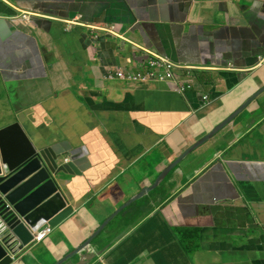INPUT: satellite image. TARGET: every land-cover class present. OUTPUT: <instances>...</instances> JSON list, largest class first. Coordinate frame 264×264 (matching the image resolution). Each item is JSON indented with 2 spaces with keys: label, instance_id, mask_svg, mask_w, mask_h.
<instances>
[{
  "label": "crops",
  "instance_id": "crops-1",
  "mask_svg": "<svg viewBox=\"0 0 264 264\" xmlns=\"http://www.w3.org/2000/svg\"><path fill=\"white\" fill-rule=\"evenodd\" d=\"M75 18L119 37L62 22ZM136 46L192 68L177 80L192 87L108 79L148 70ZM263 87L264 0H0V129L19 122L35 143L83 146L90 164L61 181L73 213L42 225L52 231L13 264H255L264 92L185 158L169 195L149 192L78 249Z\"/></svg>",
  "mask_w": 264,
  "mask_h": 264
},
{
  "label": "water",
  "instance_id": "water-1",
  "mask_svg": "<svg viewBox=\"0 0 264 264\" xmlns=\"http://www.w3.org/2000/svg\"><path fill=\"white\" fill-rule=\"evenodd\" d=\"M263 91L264 87L226 122L185 150L160 174L153 186L142 189L140 194L121 206L78 250L90 245L123 210L156 190L191 151L208 141ZM88 154L86 148H74L69 141L46 145L35 143L19 122L0 129V264H13L24 248L33 243V235L42 225L56 227L73 213L72 206L62 194L61 181L64 176L80 175L89 168ZM65 158L69 160L65 161ZM219 165L222 163L215 168L221 169Z\"/></svg>",
  "mask_w": 264,
  "mask_h": 264
},
{
  "label": "built area",
  "instance_id": "built-area-1",
  "mask_svg": "<svg viewBox=\"0 0 264 264\" xmlns=\"http://www.w3.org/2000/svg\"><path fill=\"white\" fill-rule=\"evenodd\" d=\"M23 20L29 19V14L25 12H21L18 15ZM64 24L67 26L71 25H77L81 27H88L94 32H102L106 33L112 36H116V26H87L83 24L78 18L72 19V20H64ZM144 55L147 56L146 62L148 65V70L144 73H138L136 75H128L124 73L122 70H118L116 74H109L108 79H118L122 82H125L128 85L136 84L143 85V84H149L153 82H161V83H167L169 87L175 91L178 94H183L186 89L190 88V85L187 83L183 85H177V80L180 78V75L182 74L181 70L184 71H190L192 68L185 67L179 64H176L171 59L165 56H161L156 52H152L148 49H146L143 46H136ZM190 74V72H189ZM206 97H203V100H205ZM51 228H45L42 230L38 235L35 237L37 241H42L45 236L51 232Z\"/></svg>",
  "mask_w": 264,
  "mask_h": 264
},
{
  "label": "clouds",
  "instance_id": "clouds-1",
  "mask_svg": "<svg viewBox=\"0 0 264 264\" xmlns=\"http://www.w3.org/2000/svg\"><path fill=\"white\" fill-rule=\"evenodd\" d=\"M19 13H21V12H19ZM19 13H18V15H19ZM63 21H64V20H62V22H63ZM63 23H64V22H63ZM95 38H96V37H95ZM159 55H160V54H159ZM161 56H162V55H161ZM169 59H170V58H169ZM176 64H177V63H176ZM179 65H180V64H179ZM107 77H108V76H107ZM110 80H113V79H110ZM117 80H118V79H117ZM121 82H122V81H121ZM160 83H161V82H160ZM165 84H167V83H165ZM167 85H168V84H167ZM168 86H169V85H168ZM191 87H192V86H190V88H191ZM169 88H170V87H169ZM190 88H189V89H190ZM170 89H171V88H170ZM189 89H186L185 92L188 91ZM261 89H262V88H261ZM171 90H172V89H171ZM172 91H173V90H172ZM173 92H175V91H173ZM185 92H184V93H185ZM263 92H264V91H263ZM263 92H262V93H263ZM175 93H176V92H175ZM184 93H183V94H184ZM262 93H261V94H262ZM177 94H178V93H177ZM183 94H179V95H183ZM261 94H260V95H261ZM260 95H259V96H260ZM259 96H258V97H259ZM203 97H206V99L203 100ZM201 101H202L203 103H206V102H207V96H206V95H203V96L201 97ZM213 129H214V128H213ZM213 129H212V130H213ZM218 132H219V131H218ZM218 132H217V133H218ZM208 133H209V132H208ZM208 133H207V134H208ZM217 133H216V134H217ZM207 134H206V135H207ZM206 135H205V136H206ZM214 135H215V134H214ZM214 135H213V136H214ZM213 136H212V137H213ZM203 137H204V136H203ZM203 137H202V138H203ZM212 137H211V138H212ZM211 138H210V139H211ZM200 139H201V138H200ZM200 139H199V140H200ZM210 139H209V140H210ZM209 140H208V141H209ZM197 141H198V140H197ZM197 141H196V142H197ZM196 142H195V143H196ZM206 142H207V141H206ZM206 142H205V143H206ZM195 143H194V144H195ZM205 143H204V144H205ZM204 144H202V145H204ZM192 145H193V144H192ZM192 145H191V146H192ZM202 145H201V146H202ZM191 146H189V147H191ZM201 146H199V147H201ZM189 147H188V148H189ZM199 147H198V148H199ZM188 148H187V149H188ZM198 148H196V149H198ZM187 149H185V150H187ZM196 149H194L193 151H191L188 155H190V154H191L192 152H194ZM185 150H184V151H185ZM184 151H183V152H184ZM183 152H182L179 156H181V155L183 154ZM188 155H187V156H188ZM179 156H178V157H179ZM187 156H186V157H187ZM178 157H177V158H178ZM186 157H185V158H186ZM177 158H176V159H177ZM185 158L180 162V164H181L182 162H183V163L185 162ZM176 159H175V160H176ZM68 160H69V158H65V161H68ZM175 160H174V161H175ZM174 161H173V162H174ZM173 162H172L171 164H173ZM216 163H217V164H215V165H218L219 163H222V165H223V162H222V161H219V162H216ZM171 164H170V165H171ZM180 164L176 167V168H177L176 171L179 169ZM170 165H169V166H170ZM191 165H192V167L194 166V164H191ZM169 166H168V167H169ZM168 167H167V168H168ZM167 168H166V169H167ZM166 169H165V170H166ZM214 169H216V168L213 167L212 170H214ZM222 169H223V167H222ZM165 170H164V171H165ZM176 171L170 173L169 176H168V177H167V178L161 183V185L159 186V187H162V189H163V191H164V192L161 194L163 197L169 195V194L166 192V191H169V190H167L166 186H167V184H168L170 178L173 176V174H174ZM159 176H160V175H159ZM159 176H158V177H159ZM156 180H157V179H156ZM155 182H156V181H155ZM154 184H155V183H154ZM154 184H153V185H154ZM153 185H152V186H153ZM159 187H158L156 190H158ZM146 195H147V194H146ZM248 196H249V194H248ZM259 201H261V200H260V197H258V202H259ZM255 227H257V233H258V248H261L262 246H264V241H263V237H264V227L261 226V225H258V226H255ZM51 229H52V228H51ZM43 230H44V229H43ZM41 231H42V230H41ZM41 231H38V232H36V233L33 235V236H34V237H33V243L41 242V241H37V239H35V237H36V236L38 235V233H40ZM51 231H52V230H51ZM46 236H47V235H46ZM46 236H45V238H46ZM45 238H44V239H45ZM44 239H43V240H44ZM43 240H42V241H43ZM258 253L261 254V257H259V258L255 261V264H258V260H261V259L264 258V252H258Z\"/></svg>",
  "mask_w": 264,
  "mask_h": 264
},
{
  "label": "trees",
  "instance_id": "trees-1",
  "mask_svg": "<svg viewBox=\"0 0 264 264\" xmlns=\"http://www.w3.org/2000/svg\"><path fill=\"white\" fill-rule=\"evenodd\" d=\"M223 73H226V72H223ZM229 87H231V86H229ZM154 231L158 232L157 228ZM187 231H193L195 233L197 232V230H187ZM183 248H186L188 251H190L192 249V247H190L189 245H186V247L183 246ZM258 252H264V246H262L261 248H258ZM258 264H264V258L261 260H258Z\"/></svg>",
  "mask_w": 264,
  "mask_h": 264
},
{
  "label": "rangeland",
  "instance_id": "rangeland-1",
  "mask_svg": "<svg viewBox=\"0 0 264 264\" xmlns=\"http://www.w3.org/2000/svg\"><path fill=\"white\" fill-rule=\"evenodd\" d=\"M189 159V158H188ZM68 176V175H67ZM161 192H164L163 189L161 190ZM264 194L259 190L258 191V197H262ZM261 257V254L258 253V258Z\"/></svg>",
  "mask_w": 264,
  "mask_h": 264
}]
</instances>
